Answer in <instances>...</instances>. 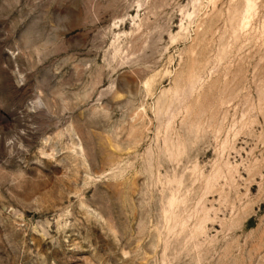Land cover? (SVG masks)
<instances>
[{"label":"rangeland","instance_id":"obj_1","mask_svg":"<svg viewBox=\"0 0 264 264\" xmlns=\"http://www.w3.org/2000/svg\"><path fill=\"white\" fill-rule=\"evenodd\" d=\"M0 264H264V0H0Z\"/></svg>","mask_w":264,"mask_h":264}]
</instances>
